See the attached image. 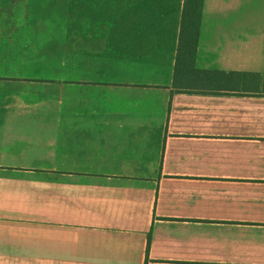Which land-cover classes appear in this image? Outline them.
Instances as JSON below:
<instances>
[{"label": "crops", "instance_id": "crops-1", "mask_svg": "<svg viewBox=\"0 0 264 264\" xmlns=\"http://www.w3.org/2000/svg\"><path fill=\"white\" fill-rule=\"evenodd\" d=\"M204 3L197 69L264 76V0ZM183 12L0 0V264H264V96L176 92Z\"/></svg>", "mask_w": 264, "mask_h": 264}, {"label": "trees", "instance_id": "trees-1", "mask_svg": "<svg viewBox=\"0 0 264 264\" xmlns=\"http://www.w3.org/2000/svg\"><path fill=\"white\" fill-rule=\"evenodd\" d=\"M204 2L205 0H185L180 45L176 64L175 85L181 82L183 77H185V80H191V77H194V75L215 77L216 82L219 83L226 81V79H233L240 76V74L236 73L225 74L221 72L202 71L196 68ZM249 76L255 75L249 74ZM193 82L194 86H196L195 81Z\"/></svg>", "mask_w": 264, "mask_h": 264}, {"label": "rangeland", "instance_id": "rangeland-1", "mask_svg": "<svg viewBox=\"0 0 264 264\" xmlns=\"http://www.w3.org/2000/svg\"><path fill=\"white\" fill-rule=\"evenodd\" d=\"M184 8H185V0H184ZM181 29H182V21H181ZM23 33L27 34V32L26 33L23 32ZM175 74H176V68L174 72V82L176 80ZM193 81H195L196 86H194ZM174 82L172 84V87L176 90L177 93H181V94H189L187 92L217 93V91H222V90L223 91L242 90V92H245L246 90H248V91H256V93L259 94V96H264V76H257V75L247 76L242 74L240 76H237L236 78L226 79V81L219 83L216 82L215 77L194 75V77H191V80H185V77H183L182 81L179 82L178 84L175 85ZM253 85L258 91L252 89Z\"/></svg>", "mask_w": 264, "mask_h": 264}]
</instances>
